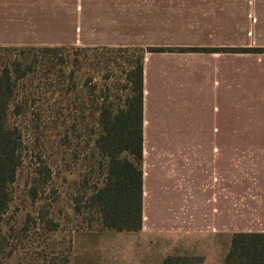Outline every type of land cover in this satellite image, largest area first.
<instances>
[{
    "label": "rangeland",
    "instance_id": "rangeland-1",
    "mask_svg": "<svg viewBox=\"0 0 264 264\" xmlns=\"http://www.w3.org/2000/svg\"><path fill=\"white\" fill-rule=\"evenodd\" d=\"M3 2L0 56L38 59L27 77L30 86L23 85L34 108L17 111L13 119L21 137V163L9 188L8 209L0 218V264H160L169 256L191 257L196 264H224L231 237L228 229L209 226L214 218L206 190H201L211 178V143L217 140L232 143L233 234L264 229V217L258 216V208L264 210V196L258 195L264 189V63L247 67L244 74L249 78L241 82L253 85H237L234 97L224 85H176L160 101L166 111H144L143 128L150 140L146 143L152 146L145 169L149 178L144 176V226L138 232L106 230L86 209L85 193L101 181V174L95 167L88 171L89 111H79V104L92 89L96 95L107 92L111 101H121L128 93L131 63L142 59V50L82 45L86 36L77 0H24L19 10L16 0ZM248 24V31L264 42V9L250 15ZM103 39L109 40L96 37L94 42ZM56 47L65 50L61 56L65 76L71 78L74 111H44L38 100L47 87L59 83L55 75L61 67L49 74L51 57L41 52ZM64 129L74 132L67 146ZM194 142L204 145L197 148ZM60 151L66 152L62 173L57 172ZM157 152L160 161L155 160ZM162 152L168 153L166 159ZM221 209L222 219L229 221L224 204ZM190 217L194 222L183 232L181 223Z\"/></svg>",
    "mask_w": 264,
    "mask_h": 264
},
{
    "label": "crops",
    "instance_id": "crops-1",
    "mask_svg": "<svg viewBox=\"0 0 264 264\" xmlns=\"http://www.w3.org/2000/svg\"><path fill=\"white\" fill-rule=\"evenodd\" d=\"M23 1L16 0L18 10ZM71 1L73 0H64L65 3ZM77 1L82 5L81 25L86 36V41L80 42L82 45L142 50L143 111H166L160 101L176 85L217 87L224 85V87H230L234 97L237 85L243 84L248 88L253 85V82H241L243 78H249L244 74L248 71L247 67L264 63L263 53L187 51V49H264V42L248 31L250 15H253L256 10L264 9L261 0ZM1 2L4 4L3 0ZM96 37H108L109 40L94 42ZM242 37L247 38L242 40ZM156 48L172 51H148V49ZM214 109H218L217 105ZM147 138L143 128V164L146 166L143 172V190L144 176L148 177L145 170L148 165L147 160L152 155V146L150 143L147 146L146 143V141L150 142L149 136ZM203 145L202 142L193 143V146L197 148ZM211 146L214 161L209 164V170H212L209 176L211 178L201 190H206L209 213L214 218L209 226L224 232L228 229L231 237L233 234L232 143L227 139L217 140L211 143ZM197 148L194 147L195 152ZM164 154L165 152H162L160 156ZM167 154L166 152L163 159L167 158ZM158 157L157 152L156 161H160ZM228 157L229 162H227ZM161 164L160 167H162ZM258 195L264 196V189H260ZM223 204L224 212L228 211L229 221L222 219ZM197 212H201V209L198 208ZM258 212V216L264 217L261 206ZM193 220L194 218L190 217L185 223H181L183 232L186 231L187 224L190 221L194 222ZM142 226H144L143 219ZM197 231L200 230L197 228ZM245 233H264V229Z\"/></svg>",
    "mask_w": 264,
    "mask_h": 264
},
{
    "label": "trees",
    "instance_id": "trees-1",
    "mask_svg": "<svg viewBox=\"0 0 264 264\" xmlns=\"http://www.w3.org/2000/svg\"><path fill=\"white\" fill-rule=\"evenodd\" d=\"M61 51L58 47L41 50L44 57L47 59L51 57L47 60L48 65L51 64L48 68L49 74H53L52 71L61 67L59 73L55 75V81H59L58 85L54 88L47 87L38 97L44 111H74V107L76 108L74 99H70L68 86L71 84V78L65 76V60L61 56ZM148 51L171 52L172 50L156 48ZM187 51L258 53L264 52V49H187ZM32 59L34 60L22 57L12 60L0 56V218L8 209L9 188L15 182L21 163V137L13 119L18 116L17 111H31L35 104L27 100L23 87L31 84L27 77L29 72H34L35 60L38 57ZM78 61L79 59L75 60ZM142 76V59H138L131 63V71L128 73L125 87L128 93L121 98V101L118 100V103L111 101L107 92L101 91L96 95L95 89L80 99L79 111H89L87 133L91 149L88 171L94 172L95 167L101 174V181L85 193L86 209L88 214L94 212L99 225L106 230L138 232L142 228L144 123ZM9 111H15L16 114ZM71 133H74L73 130L64 129L63 142L66 143L63 146H67ZM58 156L61 169L57 172L62 173L66 152L60 151ZM38 174L40 173L35 175ZM196 263V259L191 257L169 256L160 264ZM28 264L49 263L34 261ZM224 264H264V233L232 234Z\"/></svg>",
    "mask_w": 264,
    "mask_h": 264
}]
</instances>
